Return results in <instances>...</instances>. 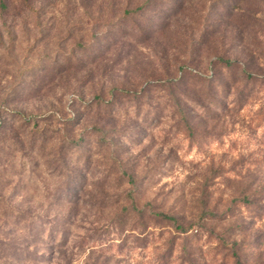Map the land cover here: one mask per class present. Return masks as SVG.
Listing matches in <instances>:
<instances>
[{
	"label": "rangeland",
	"instance_id": "374dc122",
	"mask_svg": "<svg viewBox=\"0 0 264 264\" xmlns=\"http://www.w3.org/2000/svg\"><path fill=\"white\" fill-rule=\"evenodd\" d=\"M5 3L0 264H264V0Z\"/></svg>",
	"mask_w": 264,
	"mask_h": 264
},
{
	"label": "trees",
	"instance_id": "16d2710c",
	"mask_svg": "<svg viewBox=\"0 0 264 264\" xmlns=\"http://www.w3.org/2000/svg\"><path fill=\"white\" fill-rule=\"evenodd\" d=\"M6 7H7V6H6V3H5V0H0V8H1L2 10H4ZM158 215L165 216V217L171 219L170 217H168L167 215L162 214V213H160V214H158Z\"/></svg>",
	"mask_w": 264,
	"mask_h": 264
}]
</instances>
